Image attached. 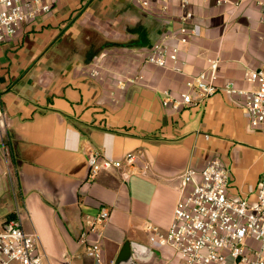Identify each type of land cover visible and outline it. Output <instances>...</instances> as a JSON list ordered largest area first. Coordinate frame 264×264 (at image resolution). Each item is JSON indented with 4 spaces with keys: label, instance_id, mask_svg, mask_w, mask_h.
<instances>
[{
    "label": "crops",
    "instance_id": "crops-1",
    "mask_svg": "<svg viewBox=\"0 0 264 264\" xmlns=\"http://www.w3.org/2000/svg\"><path fill=\"white\" fill-rule=\"evenodd\" d=\"M48 1L50 11L0 43L1 224L18 211L40 237L44 264H98L79 237L86 215L107 206L110 218L89 235L102 245L101 264L117 263L127 244V264H181L173 247L151 243L146 227H169L184 171L219 158L230 171L229 195L250 201L264 175V126L252 128L243 97L223 89H253L249 73L264 69V0H191L187 8L181 0L148 8L140 0ZM188 10L194 33L180 45L183 71L146 62L164 33L177 44ZM215 57V95L180 110L164 106L166 91H187ZM93 149L113 160L133 153L135 167L91 179Z\"/></svg>",
    "mask_w": 264,
    "mask_h": 264
},
{
    "label": "built area",
    "instance_id": "built-area-1",
    "mask_svg": "<svg viewBox=\"0 0 264 264\" xmlns=\"http://www.w3.org/2000/svg\"><path fill=\"white\" fill-rule=\"evenodd\" d=\"M209 2L210 0H202ZM152 0H140L144 8ZM191 0H181L187 8ZM218 7L227 4L240 6L241 1L213 0ZM48 0H0V43L15 36L28 20L50 11ZM194 17L187 11L172 45L169 33L155 41L147 50L145 61L176 72L184 69L180 57V45L188 44L194 28L189 21ZM220 59L210 58L208 66L188 83V90L178 97L166 91L163 104L172 110L190 105H200L215 95L220 88L215 81L218 77ZM100 75L93 69L91 76ZM135 81L133 78L127 79ZM248 80L255 83L253 89H241L233 82H227L223 89L241 96L244 109L252 128L264 126V69L253 70ZM124 88L126 83L119 80ZM209 136L207 135V138ZM136 155L127 153L122 160H113L99 150L88 153L89 177L95 179L103 169L121 168L127 163L135 167ZM181 197L178 200L172 221L167 229L148 224L146 230L153 245H169L181 258V264H264V175L258 182L256 199L235 198L228 193L230 171L219 158H213L202 168H187L182 174ZM110 208L104 206L93 215H86L85 226L79 243L86 247V254L98 264L102 263V245L89 240V235L98 225L110 218ZM9 225L10 229L5 228ZM45 252L36 231H26L21 214L6 224H0V264H44ZM230 260V262H229ZM110 264H117L110 261Z\"/></svg>",
    "mask_w": 264,
    "mask_h": 264
},
{
    "label": "water",
    "instance_id": "water-1",
    "mask_svg": "<svg viewBox=\"0 0 264 264\" xmlns=\"http://www.w3.org/2000/svg\"><path fill=\"white\" fill-rule=\"evenodd\" d=\"M5 228L10 229L9 225H5ZM127 247L130 248L129 244L126 245L124 248V251L122 253V256L117 260V264H127L132 257V253L130 252V249L127 250Z\"/></svg>",
    "mask_w": 264,
    "mask_h": 264
},
{
    "label": "rangeland",
    "instance_id": "rangeland-1",
    "mask_svg": "<svg viewBox=\"0 0 264 264\" xmlns=\"http://www.w3.org/2000/svg\"><path fill=\"white\" fill-rule=\"evenodd\" d=\"M8 209V203H4L3 205L0 204V224L2 222V219L4 218V214H6L5 212H7ZM230 262V260H229Z\"/></svg>",
    "mask_w": 264,
    "mask_h": 264
}]
</instances>
